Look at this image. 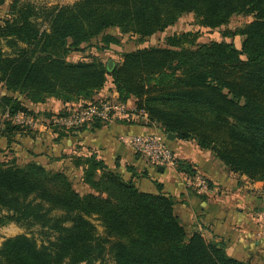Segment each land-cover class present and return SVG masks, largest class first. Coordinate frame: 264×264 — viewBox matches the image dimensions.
Wrapping results in <instances>:
<instances>
[{"label": "trees", "instance_id": "trees-1", "mask_svg": "<svg viewBox=\"0 0 264 264\" xmlns=\"http://www.w3.org/2000/svg\"><path fill=\"white\" fill-rule=\"evenodd\" d=\"M74 1L41 8L12 0L0 18V85L6 93L0 96V133L8 145L29 133V126L13 117L34 115L15 94L31 103L54 98L85 107L98 103L93 94L111 82L117 101L133 98L148 123L177 140L194 141L238 175L240 184L264 188V0ZM4 3L0 0V7ZM187 14L209 29L228 24L235 15L252 21L224 33L240 36V48L226 40L197 43L196 35L184 32L166 37L164 47L121 53L111 69L98 56L67 59L99 37V50L117 45L119 38L107 33L110 29L142 43ZM67 109L55 116L67 115ZM104 122L50 126L60 137L93 131ZM73 162L82 167L89 191L78 192L63 171L0 160V226H38L53 235L40 245L25 234L5 238L0 264H104L106 256L113 264H249L227 255L222 241L188 233L174 213L173 197L160 185L156 194L142 192L92 154ZM174 165L195 176L188 162L175 160Z\"/></svg>", "mask_w": 264, "mask_h": 264}, {"label": "crops", "instance_id": "crops-1", "mask_svg": "<svg viewBox=\"0 0 264 264\" xmlns=\"http://www.w3.org/2000/svg\"><path fill=\"white\" fill-rule=\"evenodd\" d=\"M85 52H71L67 59L72 62L86 60L83 58ZM4 94L0 85V96ZM14 97L34 115L28 117L32 120L28 125L29 133L16 136L9 145L0 133L1 161L13 159L18 165L35 162L46 169L63 171L74 188L77 186L79 191L76 190L84 193L89 188L82 183V167L76 166L73 161L74 157L92 154L125 181L131 180L142 192L156 194V185H160L162 193L173 197L174 213L188 233L199 232L208 241H222L227 255L238 260H248L258 253L264 243V235L261 238L255 236V232L261 231L262 227L256 219L264 202V193H257L262 185L240 184L238 175L228 172L209 151L201 150L194 141L167 139L158 125L148 123L146 115L135 110L133 98L125 102L117 101L111 82L92 97L93 101L108 100L114 104L116 110L109 119L93 131H75L60 137L50 126L51 117L49 119L47 115L55 116L79 103L64 105L54 98H48L43 103H31L18 94ZM2 130L4 126L1 123L0 132ZM151 134L164 138L174 159L188 162L195 176L179 172L175 165H153L137 154L128 142L133 135ZM197 176L209 182L210 188L207 186L206 191L195 188L193 181Z\"/></svg>", "mask_w": 264, "mask_h": 264}, {"label": "rangeland", "instance_id": "rangeland-1", "mask_svg": "<svg viewBox=\"0 0 264 264\" xmlns=\"http://www.w3.org/2000/svg\"><path fill=\"white\" fill-rule=\"evenodd\" d=\"M12 0H5V3L0 7V18L4 17L7 14L8 4ZM23 1V0H21ZM32 2L34 5L38 7L44 8H51L55 6H66L72 5L75 1L74 0H27ZM252 21L251 16H243V15H235L233 16L228 24L216 28V29H209L201 27L197 24L195 17L192 14H187L181 16L178 21L171 27L167 28L163 33L155 34L151 37L146 38L142 43H138L137 38L130 36V35H122L118 32L117 29H110L108 30L110 34L119 38V43L117 45H110L107 49L99 50L98 47H101L102 44L100 43V38L93 40V44L91 50L89 48L86 49L83 58L93 56H98L99 59L107 63L109 60L113 61L112 63H117L120 61V54L123 52L133 51L137 48H143L148 46H156V47H164L165 46V38L168 36H172L174 34H180L184 32H190L196 35V42L197 43H207L210 41H232L236 48H240L241 37L238 35H234L231 38H227L224 33H234L237 29L241 28L243 25ZM6 50V49H5ZM81 58V57H80ZM72 60H76L73 58ZM3 117L0 113V126L2 123ZM260 185V183H258ZM78 190V187L76 186ZM79 191V190H78ZM258 194L263 195L264 188L261 186L258 188ZM258 217L256 215V219L262 224L261 231L256 233V237L259 238L260 236L264 235V202L261 205L260 211H258ZM96 231L99 235L103 234V229L99 225L97 221H93ZM18 234H25L28 237L33 238L38 245L46 244L47 240H52L53 235L46 234L45 230H41L38 226H33L30 228H24L22 226L15 225L13 223L7 224L5 226H0V244L5 238L12 237ZM261 238V237H260ZM249 264H264V243L258 249V253L254 256L250 257L248 260H245ZM104 264H113V261L110 259L109 256H106Z\"/></svg>", "mask_w": 264, "mask_h": 264}, {"label": "built area", "instance_id": "built-area-1", "mask_svg": "<svg viewBox=\"0 0 264 264\" xmlns=\"http://www.w3.org/2000/svg\"><path fill=\"white\" fill-rule=\"evenodd\" d=\"M116 110L113 103L108 100H102L98 103L87 104L85 107L80 105L67 109L65 116H54L51 122L64 129L79 127L82 124H88L94 119L106 121ZM13 121L19 125H30L32 120L22 115H15ZM132 149L153 165H174L175 159L166 145L164 138L157 134L151 135H133L128 140ZM195 188L206 191L207 184L202 177H195L193 181ZM264 216V215H263Z\"/></svg>", "mask_w": 264, "mask_h": 264}, {"label": "water", "instance_id": "water-1", "mask_svg": "<svg viewBox=\"0 0 264 264\" xmlns=\"http://www.w3.org/2000/svg\"><path fill=\"white\" fill-rule=\"evenodd\" d=\"M113 67V63H112V61H108L107 62V69H111ZM166 137H167V139H169V140H172V139H174V136L171 134V133H167L166 134Z\"/></svg>", "mask_w": 264, "mask_h": 264}]
</instances>
